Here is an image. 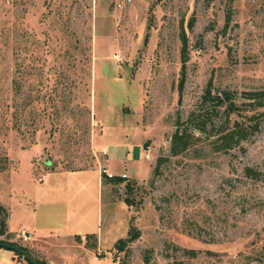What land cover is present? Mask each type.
<instances>
[{"label":"rangeland","instance_id":"rangeland-1","mask_svg":"<svg viewBox=\"0 0 264 264\" xmlns=\"http://www.w3.org/2000/svg\"><path fill=\"white\" fill-rule=\"evenodd\" d=\"M118 2L0 0V204L38 211L60 176L64 202L58 171L93 168L103 264H263L264 0Z\"/></svg>","mask_w":264,"mask_h":264},{"label":"crops","instance_id":"crops-1","mask_svg":"<svg viewBox=\"0 0 264 264\" xmlns=\"http://www.w3.org/2000/svg\"><path fill=\"white\" fill-rule=\"evenodd\" d=\"M106 168L114 174L121 173L109 169L107 162ZM55 172L57 171L44 173V178ZM58 173L71 174L67 177L78 174L64 179L66 185L68 181L71 182L68 185L72 192L70 198L66 197L64 202L63 198L59 200L62 191L67 193L66 189L63 190V185H60L61 176L57 178L60 181L53 184L43 185L41 182L42 187L39 190L44 200L35 201L40 207L38 211L36 208L33 211H12L11 208H7L8 216L5 220L6 233L9 234L7 241L20 243L35 258L46 264H103V260L96 256L95 246H88L91 237L94 238V243L99 245L103 234V228L100 227V211L95 209L94 204L95 194L97 195L100 184L102 186V176L93 168L89 171L61 170ZM88 199L91 205L87 207L85 205ZM97 200L99 204V198ZM21 232L25 238H22ZM95 238L98 241H95ZM0 264L28 263L14 251L0 247Z\"/></svg>","mask_w":264,"mask_h":264},{"label":"trees","instance_id":"trees-1","mask_svg":"<svg viewBox=\"0 0 264 264\" xmlns=\"http://www.w3.org/2000/svg\"><path fill=\"white\" fill-rule=\"evenodd\" d=\"M146 40H147V37H145V41ZM262 94H263V97H261V99H259V101H257V103H256L257 107H264V102L260 101V100L264 99V91L262 92ZM202 97L204 100L207 98L208 99L212 98V100L215 101V105H217V106L218 105H224L227 113H230V114L236 113V111L238 110V106L235 104L234 101H232L230 94L226 90H223L221 92H218V91L212 92L211 88L208 87L204 91ZM196 127L199 131L202 129V125L200 123H198L196 125ZM232 128L233 129L231 131H228L227 133H225L223 135L222 138L224 139L225 142H230V143L239 142L242 138H245V135H244L245 129L242 125H240L238 123V121L236 119H234ZM186 135H187V132L185 131V129L181 130V129L177 128L174 131V133L172 135V139H171V145H170V151L172 152V154H177L186 148V141H185V140H187ZM230 143L228 144V146L230 145ZM101 176L103 177V173L101 174ZM106 179L112 183H115V184L121 183L125 180L124 177L116 176V175L113 177H110V178H108L106 176ZM127 186H128L129 190H132V187L130 184H127ZM7 211L8 210L2 204H0V235H5V238L7 240H9V236H8L9 234L6 233V224H5V220L8 216ZM138 235H139L138 229L131 226L130 230H129V236L126 238L118 239V242L116 243V245H118L119 248H122L123 245H125L129 241H133L135 238L138 237ZM86 237H88V235H86ZM10 242L17 244V242H13V241H10ZM17 245H19V244H17ZM21 247H24V246H21ZM24 248L26 250H28L26 247H24ZM15 254L18 257L24 259L28 264H32L25 257H23L21 254H18L16 252H15ZM262 256H263V264H264V248L262 251ZM38 261L41 262L42 264H46L44 261H41V260H38Z\"/></svg>","mask_w":264,"mask_h":264},{"label":"water","instance_id":"water-1","mask_svg":"<svg viewBox=\"0 0 264 264\" xmlns=\"http://www.w3.org/2000/svg\"><path fill=\"white\" fill-rule=\"evenodd\" d=\"M0 247L6 248L18 254H21L32 264H42L28 250H26L24 247H21L20 245L14 244L10 241L0 240Z\"/></svg>","mask_w":264,"mask_h":264},{"label":"built area","instance_id":"built-area-1","mask_svg":"<svg viewBox=\"0 0 264 264\" xmlns=\"http://www.w3.org/2000/svg\"><path fill=\"white\" fill-rule=\"evenodd\" d=\"M125 1H127V0H122V2H125ZM128 1H130V0H128ZM122 2H118L117 6L121 8ZM149 156H150L149 153H147V152L144 153L145 158H149ZM103 172H106L108 178L115 176L114 173L107 172V169H103ZM121 176L125 177L126 175L124 173H122ZM21 233H23V232H21ZM22 238H25L24 233L22 234ZM111 264H119V260L117 259V260L113 261Z\"/></svg>","mask_w":264,"mask_h":264}]
</instances>
